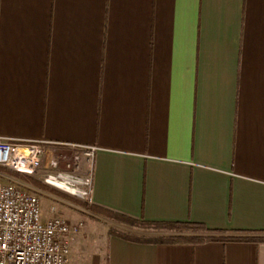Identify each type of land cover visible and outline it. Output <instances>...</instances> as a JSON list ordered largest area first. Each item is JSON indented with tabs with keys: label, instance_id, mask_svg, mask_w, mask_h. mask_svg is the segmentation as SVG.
I'll list each match as a JSON object with an SVG mask.
<instances>
[{
	"label": "crops",
	"instance_id": "crops-1",
	"mask_svg": "<svg viewBox=\"0 0 264 264\" xmlns=\"http://www.w3.org/2000/svg\"><path fill=\"white\" fill-rule=\"evenodd\" d=\"M0 137L97 147V206L264 237V0H0ZM105 255L264 264V241L110 235Z\"/></svg>",
	"mask_w": 264,
	"mask_h": 264
},
{
	"label": "built area",
	"instance_id": "built-area-1",
	"mask_svg": "<svg viewBox=\"0 0 264 264\" xmlns=\"http://www.w3.org/2000/svg\"><path fill=\"white\" fill-rule=\"evenodd\" d=\"M59 146L68 168L60 169L61 157L50 159L44 181L69 194L88 200L94 187L95 146L72 142H26L0 137V167L34 176L42 167L48 148ZM69 161V162H68ZM89 169L83 175V164ZM2 171H0V174ZM64 182L66 186H60ZM43 219L40 196L17 181H0V264H70L72 243L83 222H72L55 206Z\"/></svg>",
	"mask_w": 264,
	"mask_h": 264
},
{
	"label": "rangeland",
	"instance_id": "rangeland-1",
	"mask_svg": "<svg viewBox=\"0 0 264 264\" xmlns=\"http://www.w3.org/2000/svg\"><path fill=\"white\" fill-rule=\"evenodd\" d=\"M69 155L70 152L67 150H57L50 159L61 156L64 158V156ZM62 157L60 169H67V161ZM1 173L0 181H17L40 196L44 220L50 216V208L55 206L58 213L70 221L83 222L81 232L73 240L72 248L74 255L70 264H95L94 261L97 256L103 255L106 257L107 238L110 235H114V232L145 240L170 236L169 232L171 231L164 227L149 225L141 221L133 224L118 222L87 210L81 203V201L85 200L75 197L61 188L47 184L44 181L46 175L49 173V169L45 165L32 176L43 183V186L28 181L25 178L28 176L24 174H17L18 177H15L7 172Z\"/></svg>",
	"mask_w": 264,
	"mask_h": 264
},
{
	"label": "trees",
	"instance_id": "trees-1",
	"mask_svg": "<svg viewBox=\"0 0 264 264\" xmlns=\"http://www.w3.org/2000/svg\"><path fill=\"white\" fill-rule=\"evenodd\" d=\"M0 171L7 172L15 177L21 175L16 171H12L6 167H1ZM28 181L43 186L44 184L33 178L32 176L25 177ZM22 178V179H25ZM82 205L87 209L96 214L103 215L111 220H115L118 222H128V223H136L138 221L144 222L149 225L164 227L170 231H176L180 234L178 235H170L163 236L155 239H139L135 237H131L129 235H122L114 232V235H118L128 240L132 241H140V242H149V243H190V244H202L208 241L213 240H222V241H264V237L258 236H214L212 233H219L218 231H212L208 229L204 224L194 223V222H149L146 220H139L132 216L122 214L119 212H115L101 206H97L92 204L91 202L85 200L81 201Z\"/></svg>",
	"mask_w": 264,
	"mask_h": 264
},
{
	"label": "bare ground",
	"instance_id": "bare-ground-1",
	"mask_svg": "<svg viewBox=\"0 0 264 264\" xmlns=\"http://www.w3.org/2000/svg\"><path fill=\"white\" fill-rule=\"evenodd\" d=\"M58 184H59L60 186H66V184H65L64 182H58Z\"/></svg>",
	"mask_w": 264,
	"mask_h": 264
}]
</instances>
